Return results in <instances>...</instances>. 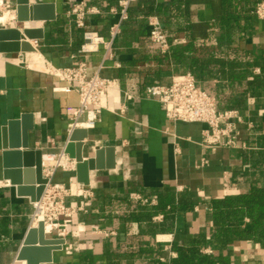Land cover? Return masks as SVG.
<instances>
[{
    "label": "crops",
    "instance_id": "obj_1",
    "mask_svg": "<svg viewBox=\"0 0 264 264\" xmlns=\"http://www.w3.org/2000/svg\"><path fill=\"white\" fill-rule=\"evenodd\" d=\"M120 1L30 0L52 6L56 18L19 23L17 0H0V17L10 15L0 28H27L41 36L25 37L34 51L0 53V264H27L18 256L39 223L32 218L31 197L19 195L4 177L3 129L16 123L6 131L7 150L31 152L33 162L39 151L43 163L64 152L72 125L68 109L79 105V97L49 72L80 61L88 63L90 74L101 67L102 76L113 81L103 95L101 120L91 129L78 127L86 134L74 147L77 153L83 145L85 159H95L100 149L102 168L90 170L86 185L78 182L76 165L48 175L42 163L44 178L85 194L66 198L75 210L66 240L45 233L52 243L42 246L36 233L31 247L53 249L51 261L38 264H171L179 248L191 246L215 257L216 264H264V215L249 213L245 200L226 220L214 207L228 197L249 202L264 194V20L252 12L260 0H138L114 39V59L104 60L103 46L82 56L83 32L68 15L71 5L99 7L102 13L89 16L86 26L109 39L120 18L109 11ZM149 16L160 19L172 44L166 54L149 39ZM187 73L215 96L220 110L239 111L237 148H204L205 125L173 122L148 97L149 85ZM12 169L37 188L36 167L21 162ZM258 217L262 223L252 228ZM78 225L107 233L77 238Z\"/></svg>",
    "mask_w": 264,
    "mask_h": 264
},
{
    "label": "built area",
    "instance_id": "obj_2",
    "mask_svg": "<svg viewBox=\"0 0 264 264\" xmlns=\"http://www.w3.org/2000/svg\"><path fill=\"white\" fill-rule=\"evenodd\" d=\"M137 1L121 0L118 8L110 9L109 12L117 13L120 18L116 24L110 27L109 39L104 38L98 32L89 30L86 26L89 16L102 13L99 7L84 2L72 4L68 15L72 18L74 25L83 32V44L79 53L85 57L89 53L98 52L99 47L103 46L105 49L104 60H113L114 39L121 32L122 24L128 20L131 6ZM252 12L258 19L264 20V0L259 1ZM147 22L151 43L162 54L168 53L172 44L168 40L160 19L157 16H149ZM116 65L119 66V63ZM89 69L86 61H80L70 68L53 67L49 72L60 81L72 85L78 94L79 105L68 109L72 119L70 135L78 127L91 129L96 126L101 120L104 110L103 95L113 86V81L110 78L102 76L101 67L92 74ZM146 92L148 97L159 102L167 119L178 123L205 125L206 129L203 130L201 138L204 148L212 152L221 148H237L238 124L243 122L239 111L235 109L220 110L215 96L202 89L192 74L173 76L168 84L149 85ZM51 158L55 161L53 165L46 168L43 163L44 171L48 175H51L57 168L70 169L76 165V162L70 161L64 152L52 155ZM204 163H207V160L204 159ZM68 195L69 192L63 185L51 183L49 180L40 199L32 203L33 220L43 222L44 227L50 226L56 231L59 238L66 237L67 227L73 217L72 212L65 204ZM142 202H147V200ZM40 218L42 220H39Z\"/></svg>",
    "mask_w": 264,
    "mask_h": 264
},
{
    "label": "water",
    "instance_id": "obj_3",
    "mask_svg": "<svg viewBox=\"0 0 264 264\" xmlns=\"http://www.w3.org/2000/svg\"><path fill=\"white\" fill-rule=\"evenodd\" d=\"M17 20L19 23L26 22L30 19L32 20H55L56 15L53 11L52 6H44L40 4L30 5V0H17ZM29 13V16H28ZM39 32L24 29L23 33L20 32L17 28H0V53H14V52H30L34 51L35 48L27 41L25 37L30 39H40L41 36L38 35ZM22 40V42H20ZM16 126L15 122H10L6 128L3 129L4 141H3V163H4V177L9 179L12 185L17 186V192L21 196H30L32 201H37L42 196L46 185L49 182V179L44 178L42 174V156L41 151L35 154L36 161L33 162L32 158L34 154L31 152H11L7 149L9 144L6 141L5 135L6 131L14 129ZM83 134H86V131L82 132L81 130L75 129L72 131L66 145L64 148V153L67 154L71 159L76 162V173L77 180L82 184L89 183V172L90 170L102 168L100 165V157L102 155L101 150H97L95 159H85L82 155L83 145L79 143L77 145L78 152L74 151L75 142L80 141L79 137ZM23 147H28L27 140L24 139ZM13 148V147H12ZM22 158V159H21ZM21 162H24L26 167H36L37 174V188H29L27 186L28 182H22L20 178V170H13V167L20 166ZM28 171V170H27ZM29 172V171H28ZM32 172V170H31ZM40 233V244L42 246L51 244L52 240H47L44 236L45 227L43 222H39L37 227L32 228L26 237L25 243L22 246L18 259L26 260L27 264H38V262H49L52 259V248L35 249L30 245H34L36 239V233ZM57 243H62L61 240Z\"/></svg>",
    "mask_w": 264,
    "mask_h": 264
},
{
    "label": "trees",
    "instance_id": "obj_4",
    "mask_svg": "<svg viewBox=\"0 0 264 264\" xmlns=\"http://www.w3.org/2000/svg\"><path fill=\"white\" fill-rule=\"evenodd\" d=\"M164 29V28H163ZM165 31V30H164ZM167 35V34H166ZM264 199V194L256 193L255 197H252L250 201H246V197L241 196L239 198H232L228 197L224 200L217 201L214 204V207L216 210L220 211V219H228L230 216H234L233 214H238L237 206H235L238 203H242L243 200H245L243 204H247L248 212H257L258 215L262 216L264 215V205L260 203ZM258 204H254V202ZM239 207H243V205L238 204ZM220 209V210H219ZM242 208H239V212ZM262 221H259V217L256 218L252 224V228H256V226L260 225ZM179 256L178 258L174 259L171 264H216L218 262L215 257L202 254L200 252L199 247L197 246H191L189 248H179L178 249ZM222 264L221 262H219Z\"/></svg>",
    "mask_w": 264,
    "mask_h": 264
},
{
    "label": "rangeland",
    "instance_id": "obj_5",
    "mask_svg": "<svg viewBox=\"0 0 264 264\" xmlns=\"http://www.w3.org/2000/svg\"><path fill=\"white\" fill-rule=\"evenodd\" d=\"M261 1V0H260ZM61 185V184H60ZM64 186V185H63ZM65 187V186H64ZM66 188V190H68V192H69V195H68V197H73V196H83V194H85L84 192H81V191H77L76 189L75 190H71V188H67V187H65ZM73 194V195H70V194ZM85 196V195H84ZM135 198H140V196H137V197H135ZM141 202L142 201H144L145 200V198H143V199H139ZM147 200V199H146ZM65 204H66V201H65ZM67 207L70 209V211L72 212V214L74 215V213H75V210H72V208L71 207H69L68 205H67ZM34 212V211H33ZM73 218V217H72ZM71 224H72V220H71V223L68 225V227H67V235H66V237H63V238H61V239H63V240H66V238H68L69 236V230H70V227H71ZM82 226V227H81ZM75 230H76V235H77V238H84V237H90V236H96V234L97 233H107V232H104V231H100V230H98V231H96V230H94V229H89V228H87V227H84V225H78V226H76L75 227ZM56 231L53 229V232H51V233H55ZM45 233H47V231H46V227H45ZM109 234V233H108ZM98 235V234H97Z\"/></svg>",
    "mask_w": 264,
    "mask_h": 264
},
{
    "label": "bare ground",
    "instance_id": "obj_6",
    "mask_svg": "<svg viewBox=\"0 0 264 264\" xmlns=\"http://www.w3.org/2000/svg\"><path fill=\"white\" fill-rule=\"evenodd\" d=\"M1 3V2H0ZM10 19V15L8 13H4L2 17H0V23H6ZM54 159L53 158H46L44 159V165L46 168L54 164ZM39 220H42L41 218ZM36 222H39L38 220H35ZM46 231L48 234H51L53 232V229H51L50 226L46 227Z\"/></svg>",
    "mask_w": 264,
    "mask_h": 264
}]
</instances>
